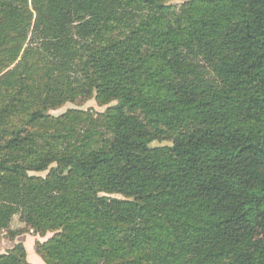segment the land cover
Returning a JSON list of instances; mask_svg holds the SVG:
<instances>
[{"label": "trees", "instance_id": "1", "mask_svg": "<svg viewBox=\"0 0 264 264\" xmlns=\"http://www.w3.org/2000/svg\"><path fill=\"white\" fill-rule=\"evenodd\" d=\"M23 234L44 264H264V0H0V244Z\"/></svg>", "mask_w": 264, "mask_h": 264}, {"label": "rangeland", "instance_id": "2", "mask_svg": "<svg viewBox=\"0 0 264 264\" xmlns=\"http://www.w3.org/2000/svg\"><path fill=\"white\" fill-rule=\"evenodd\" d=\"M70 109H82L85 111L92 109V110H94V112L95 111L96 112H103L105 110V107H99L94 102V100H91L89 102H86L83 106L81 105L80 107H77L76 105H72V104H67L62 109L55 111V112H52L51 114L54 116H59V115L65 113L66 111H68ZM162 145H165V144H162ZM13 226L19 230V229H23L25 227V224L23 223V221L19 220V217H15V219L13 220ZM49 236L50 235H48L47 238ZM17 239H18V241H17ZM17 239H16L15 243H11L9 241V239L4 238L0 244V253L12 248L16 243L21 242L24 244V246L27 250V257H28V261L30 262V264H41L40 262H43L36 254V242L37 241H44L46 238L43 239V238H40V237L35 236L33 234H23Z\"/></svg>", "mask_w": 264, "mask_h": 264}, {"label": "crops", "instance_id": "3", "mask_svg": "<svg viewBox=\"0 0 264 264\" xmlns=\"http://www.w3.org/2000/svg\"><path fill=\"white\" fill-rule=\"evenodd\" d=\"M17 241H18V239H17ZM41 264H43V262H40Z\"/></svg>", "mask_w": 264, "mask_h": 264}]
</instances>
